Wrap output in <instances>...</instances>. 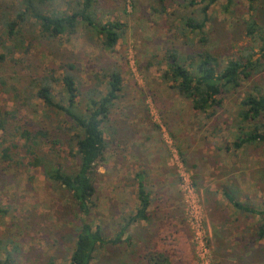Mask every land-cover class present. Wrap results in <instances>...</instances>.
<instances>
[{"label": "rangeland", "instance_id": "rangeland-1", "mask_svg": "<svg viewBox=\"0 0 264 264\" xmlns=\"http://www.w3.org/2000/svg\"><path fill=\"white\" fill-rule=\"evenodd\" d=\"M21 4L0 0V54L6 55L0 78L20 98L32 80L48 75L53 101L66 105L58 82L60 63L76 65L80 104L95 90L106 91L112 70L122 79L120 97L104 126L107 148L97 163V208L87 219L114 238L139 206L140 173L151 206L148 219L133 223L123 237L129 235L131 241L100 249L94 264H149L144 253L154 248L165 252L171 264H264V238L255 235L259 218L220 198L222 187L230 184L243 203L264 209V145L234 146L241 99L249 92L264 93V59L210 114L195 110L164 78L167 52L184 56L205 48L220 61L251 54L253 60L260 58L264 0H256L254 8L251 0H218L203 32L185 26L190 17L203 19L202 0H97L102 23L125 24L112 49L84 25L51 39L33 18L22 24L19 35L9 37L3 20ZM76 6L77 0H54L45 13L63 15ZM252 14L261 30L248 36L245 21ZM200 37H207L208 44L201 45ZM11 91L0 87V107L19 109L31 129L42 127L52 134L59 129L63 142L43 145L39 154L53 166L73 171L77 160L65 115L35 92L22 105ZM7 130L0 131V259L6 264H69L80 222L70 193L48 178L44 166L28 165L24 140L13 135L10 124Z\"/></svg>", "mask_w": 264, "mask_h": 264}, {"label": "trees", "instance_id": "trees-1", "mask_svg": "<svg viewBox=\"0 0 264 264\" xmlns=\"http://www.w3.org/2000/svg\"><path fill=\"white\" fill-rule=\"evenodd\" d=\"M51 1L54 0H22L20 8L15 9L14 16L5 17L3 20L8 36L19 35L22 32V24L30 18L35 19L41 33L51 39H55L65 32L73 34L80 25L92 28L95 33L104 38L103 45L109 49L115 47L124 32L125 24L119 20H109L105 23L99 20L95 5L97 0H77L75 10L63 15L45 13L46 6ZM255 1L251 0V8L255 7ZM192 2L194 3V1ZM202 2L204 3V6L201 7L203 19L199 22L192 17L186 19L185 26L192 32H203L209 18V9L218 0H202ZM245 24V32L248 36H255L256 31L261 30L253 14L246 19ZM261 40L263 54L256 60L252 59L253 55L251 54L246 58L237 57L220 61L214 53L205 48L196 49L184 56L179 53L167 52L168 68L164 72V78L171 80L173 88L183 98L191 100L195 110L210 114L211 110L214 111L221 106L225 94L235 92L242 87L244 78H249L252 75V70H257V66L262 63L264 37H261ZM198 42L205 46L208 44V39L200 37ZM0 44H2L1 40ZM5 59L6 55L0 54V61ZM59 69L63 72L62 79L58 81L55 78L53 81H58L63 85L65 91L63 98L66 105L53 101V84L48 75L32 80L24 90V99L20 98L19 91L15 87L10 89L11 92H15L16 98L22 105L30 103L32 93L35 92L48 107L55 108L65 115L66 122L69 123V127L66 129L67 134L74 144L72 154L77 160L75 169L66 171L62 166H53L50 161H46V156L42 157L39 154L43 145L57 146L63 142L61 139L63 135L59 129L54 134L42 127L31 129L27 117L19 109L6 110L0 107V131L7 133V125L10 124L13 135L20 136L24 140L22 147L25 156L23 159H27L28 165L32 167L44 166L48 178L69 191L71 202L80 216V222L75 229L74 246L69 264H94L100 249L111 244H121L124 240L131 241V236L128 235L124 239L123 237L133 223L148 219V209L151 205L150 193L146 189L143 175L138 174L140 207L137 208L135 215L126 219V223L114 238L107 237L100 226H94L88 221L87 217L97 208L95 186L97 163L103 158L107 148L104 126L110 119L111 110L115 106L116 100L120 97L122 79L116 70H112L109 73L106 91L95 90L86 103L80 104L77 102V98L81 91L73 72L76 69L75 63H60ZM0 87L2 90L10 92L6 81L2 78H0ZM263 117L264 93L249 92L240 102L236 121L239 134L234 142L235 147L240 148L246 144L264 145ZM13 146L17 147L15 143ZM224 195L237 210L259 218L255 235L257 238L263 239L264 209L243 203L231 188L224 189ZM144 255L149 264H171L169 256L155 248L147 251ZM0 264H6V262L0 259Z\"/></svg>", "mask_w": 264, "mask_h": 264}, {"label": "crops", "instance_id": "crops-1", "mask_svg": "<svg viewBox=\"0 0 264 264\" xmlns=\"http://www.w3.org/2000/svg\"><path fill=\"white\" fill-rule=\"evenodd\" d=\"M144 181V180H143ZM231 188V186H230V184L228 185V184H225L224 185V187H222V190H221V193H222V196H220V198H221V202H225V203H227V204H230V205H232V207H234L233 206V204L226 198V196L224 195V189H230ZM232 189V191H235V193H236V195L237 194H239L240 192L234 187V188H231ZM237 198H238V196H237ZM239 199V198H238ZM139 200V199H138ZM240 200V199H239ZM240 201H242V200H240ZM139 206L137 207V208H139L140 207V201H139V204H138ZM151 206V205H150ZM150 208V207H149ZM235 208V207H234ZM136 211H137V209L135 210V213H134V215L136 214ZM149 216V215H148ZM147 220V219H146ZM140 221H143V220H140ZM138 222V221H137ZM159 251V250H158ZM159 252H162V251H159ZM165 253V252H164ZM170 258V257H169ZM171 260V259H170Z\"/></svg>", "mask_w": 264, "mask_h": 264}, {"label": "built area", "instance_id": "built-area-1", "mask_svg": "<svg viewBox=\"0 0 264 264\" xmlns=\"http://www.w3.org/2000/svg\"><path fill=\"white\" fill-rule=\"evenodd\" d=\"M204 249L206 250V245L204 244Z\"/></svg>", "mask_w": 264, "mask_h": 264}]
</instances>
